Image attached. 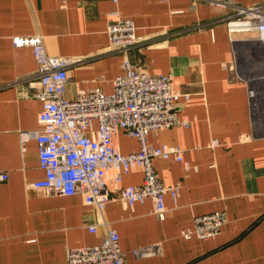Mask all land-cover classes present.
<instances>
[{
	"label": "crops",
	"instance_id": "crops-1",
	"mask_svg": "<svg viewBox=\"0 0 264 264\" xmlns=\"http://www.w3.org/2000/svg\"><path fill=\"white\" fill-rule=\"evenodd\" d=\"M235 2L264 5V0ZM112 11L131 18L142 39L127 51L129 60L143 71L168 73L174 89L190 95L188 102L182 95L175 99L189 126L148 135L153 145L182 149L180 161L152 160L164 184L179 185L175 199L164 196L162 219L149 200L128 207L114 197L98 213L79 194L27 186L44 173L35 139L21 145L19 133L38 128L40 101L31 96L36 87L31 49L14 47L11 38L39 34L49 55L77 59L67 69V96L92 86L108 93L123 57L111 51L106 32ZM229 12L191 0H0V171L9 175L0 183V264H66V249L100 243L106 228L118 233L126 264H264V132L254 122L247 83L231 78L232 61L244 70L250 35L230 42L220 20ZM263 69L258 64L249 80L260 84ZM114 144L123 153L138 149V141L122 131ZM141 177L133 167L120 184H138ZM106 185L113 190L111 182ZM216 210L226 217L218 234L180 236L194 216ZM151 243L158 245L156 253L133 254Z\"/></svg>",
	"mask_w": 264,
	"mask_h": 264
},
{
	"label": "built area",
	"instance_id": "built-area-1",
	"mask_svg": "<svg viewBox=\"0 0 264 264\" xmlns=\"http://www.w3.org/2000/svg\"><path fill=\"white\" fill-rule=\"evenodd\" d=\"M191 1L193 4L194 1H205L230 10L220 18L230 42L236 41L238 34L250 35L247 37L250 45L243 57L248 63L244 62V70L234 68L233 61L228 66L232 79L247 83L251 104L257 97H261L259 103L264 102V69L258 85L249 80V73L253 70H248L259 59H262L260 64L264 67V5L241 6L235 0ZM108 17L106 32L111 51L123 55L121 72L112 79V90L108 93L99 86H92L77 89L74 96H67L66 87L70 80L67 69L77 59L49 55L39 34L11 38L14 47L27 46L31 49L36 84L31 96L40 101L38 128L19 133L21 145L29 137L35 139L38 166L44 173L42 179L27 186L53 195L79 194L84 203L94 207L98 213L114 197L128 207L149 200L154 215L162 219L166 211L164 196L175 199L179 185L164 184L152 160L155 157H172L180 161L182 149L163 143L153 145L148 135L173 126H189L190 121L180 117L181 106L175 99L182 95L188 102L190 95L176 91L168 73L143 71L132 63L127 51L142 41L135 34L134 21L120 16L117 11L110 12ZM119 131L135 138L138 149L121 152L114 144V137ZM211 142L215 144L216 140ZM133 167L141 171L140 183L121 185L122 177ZM112 169L115 172L110 174ZM8 176L7 171H0V183L7 181ZM107 181L112 183V191L107 187ZM225 222L222 210L196 215L192 226L182 228L179 234L185 239H206L218 234ZM88 229L91 232L96 230L94 225ZM157 251L158 245L154 243L132 250L137 257ZM66 258V264H126L119 235L111 228H106L98 244L66 249Z\"/></svg>",
	"mask_w": 264,
	"mask_h": 264
},
{
	"label": "rangeland",
	"instance_id": "rangeland-1",
	"mask_svg": "<svg viewBox=\"0 0 264 264\" xmlns=\"http://www.w3.org/2000/svg\"><path fill=\"white\" fill-rule=\"evenodd\" d=\"M260 64L262 62V59L256 60L255 65H250L248 70H254L256 68V64ZM264 98V97H263ZM264 101V100H262ZM254 103V112H253V118L256 126L258 127V130L260 133L264 132V102H261L263 105L259 106V102L257 100H253Z\"/></svg>",
	"mask_w": 264,
	"mask_h": 264
}]
</instances>
